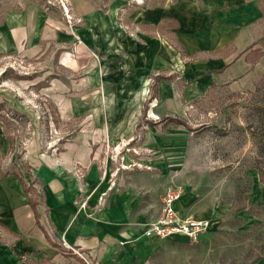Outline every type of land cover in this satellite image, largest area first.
Listing matches in <instances>:
<instances>
[{
	"label": "rangeland",
	"instance_id": "rangeland-1",
	"mask_svg": "<svg viewBox=\"0 0 264 264\" xmlns=\"http://www.w3.org/2000/svg\"><path fill=\"white\" fill-rule=\"evenodd\" d=\"M176 1L0 0V178L35 198V172L63 153L84 156L77 171L94 173L92 182L138 168L139 182L179 185L192 207L215 216L170 259L264 264V35L247 57L257 65L234 86L175 108L159 83L182 98L183 78L151 72L139 79L129 121H107L135 41L161 37L179 51L167 16Z\"/></svg>",
	"mask_w": 264,
	"mask_h": 264
},
{
	"label": "crops",
	"instance_id": "crops-1",
	"mask_svg": "<svg viewBox=\"0 0 264 264\" xmlns=\"http://www.w3.org/2000/svg\"><path fill=\"white\" fill-rule=\"evenodd\" d=\"M167 16L177 22L179 51L161 37L133 43L126 62L130 76L119 74L125 83L113 95L119 110L106 117L109 123L129 121L141 75L178 73L182 98L164 81L159 93L168 106L179 108L210 87L234 86L257 65L247 57L264 35V0H177ZM84 159L63 153L59 163L46 159L37 169L40 218L37 199L23 191L22 182L0 178V264H81L80 259L86 264H200V259L169 258L192 244L185 237L143 235L160 214L169 182H139L138 168H123L117 181L92 182L94 173L77 171ZM186 194L174 204L179 214L214 223L215 216L200 204L193 208Z\"/></svg>",
	"mask_w": 264,
	"mask_h": 264
},
{
	"label": "built area",
	"instance_id": "built-area-1",
	"mask_svg": "<svg viewBox=\"0 0 264 264\" xmlns=\"http://www.w3.org/2000/svg\"><path fill=\"white\" fill-rule=\"evenodd\" d=\"M181 194L182 187L179 185L171 184L166 189L161 199L160 214L145 227L143 235L160 239L183 236L192 244L198 242L200 235L207 230L209 222L191 216L182 217L174 206Z\"/></svg>",
	"mask_w": 264,
	"mask_h": 264
}]
</instances>
